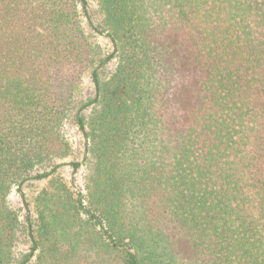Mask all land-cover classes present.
<instances>
[{"label": "trees", "instance_id": "obj_1", "mask_svg": "<svg viewBox=\"0 0 264 264\" xmlns=\"http://www.w3.org/2000/svg\"><path fill=\"white\" fill-rule=\"evenodd\" d=\"M95 1L0 0V264H264V0Z\"/></svg>", "mask_w": 264, "mask_h": 264}, {"label": "rangeland", "instance_id": "obj_2", "mask_svg": "<svg viewBox=\"0 0 264 264\" xmlns=\"http://www.w3.org/2000/svg\"><path fill=\"white\" fill-rule=\"evenodd\" d=\"M89 10L92 16H95V19L98 20L99 16L96 10V1L95 0H88ZM92 19L94 20V18ZM92 20V21H93ZM95 22V20L93 21ZM84 25L86 27L87 32L93 37V39L101 46L103 53L108 54L112 51V46L109 40L104 36L100 35L91 29L86 20H84ZM115 62H111L105 66L104 73L107 75L110 71L113 70ZM94 94V87L91 82L90 74L86 73L83 76L80 88L76 93V102L85 100L87 98L92 97ZM89 111V110H88ZM88 111H85L88 114ZM65 135L72 146L73 154L70 158L66 159L65 162L70 161H78L82 163L80 169L76 172L72 171L71 167L64 166L60 170V175L63 178L66 185L72 190L75 195L78 192L84 193L83 191V183H84V176L87 173V166L84 162L85 157V140L82 134L77 130L75 124L70 120L64 126ZM46 181H28L25 186L22 188L23 192L26 195L28 202L30 203V207H33V199L36 195L46 187ZM9 204L13 209H22V204L20 201V193L14 188L9 196ZM20 212V211H19ZM23 214V211L20 212V215ZM27 249V246L23 243H19L16 248V253L24 252Z\"/></svg>", "mask_w": 264, "mask_h": 264}]
</instances>
